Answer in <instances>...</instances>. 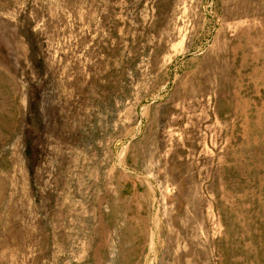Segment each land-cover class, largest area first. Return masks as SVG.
Returning <instances> with one entry per match:
<instances>
[{"label": "rangeland", "instance_id": "obj_1", "mask_svg": "<svg viewBox=\"0 0 264 264\" xmlns=\"http://www.w3.org/2000/svg\"><path fill=\"white\" fill-rule=\"evenodd\" d=\"M0 264H264V0H0Z\"/></svg>", "mask_w": 264, "mask_h": 264}]
</instances>
